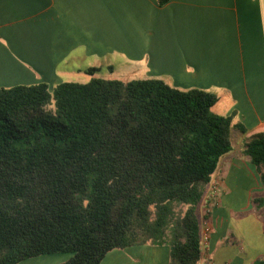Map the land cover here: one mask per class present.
<instances>
[{"label": "trees", "instance_id": "trees-1", "mask_svg": "<svg viewBox=\"0 0 264 264\" xmlns=\"http://www.w3.org/2000/svg\"><path fill=\"white\" fill-rule=\"evenodd\" d=\"M217 99L161 79L0 87V264L50 253L101 264L114 249L162 243L170 264H198L209 212L200 221L197 209L233 149ZM243 152L264 186V132ZM174 205H184L175 220Z\"/></svg>", "mask_w": 264, "mask_h": 264}, {"label": "crops", "instance_id": "crops-1", "mask_svg": "<svg viewBox=\"0 0 264 264\" xmlns=\"http://www.w3.org/2000/svg\"><path fill=\"white\" fill-rule=\"evenodd\" d=\"M117 58L141 66L142 80L161 79L216 95L213 107L225 106L215 114L232 116L234 126L246 129L232 128L237 143L232 139L233 150L221 163L231 155L233 162L250 163L244 140L264 132V0H171L163 6L157 0H0V87L45 82L53 88L80 82L82 74L91 80L104 68L112 70ZM235 164L232 173L237 168L240 174ZM249 165L258 190H264L259 172ZM239 198L227 207L211 208L219 205L217 199L208 204L205 264H252L264 258V212L256 210L240 223L233 209L240 208ZM220 219L224 225L218 232ZM240 228L245 229L241 234ZM229 231L249 240L251 255L226 240ZM170 251L162 244L114 249L101 264H170ZM70 257L50 253L17 264H60Z\"/></svg>", "mask_w": 264, "mask_h": 264}, {"label": "rangeland", "instance_id": "rangeland-1", "mask_svg": "<svg viewBox=\"0 0 264 264\" xmlns=\"http://www.w3.org/2000/svg\"><path fill=\"white\" fill-rule=\"evenodd\" d=\"M94 75H95V77H99L102 79L119 80L122 82H129V81H133V80H142L145 77L144 73H143V68L141 66L137 67L135 65L128 64L127 62H125L124 60H122L120 58H117V61L114 64V68L112 70H109L108 68H104L101 71L96 72ZM81 76H84L83 77L84 79L81 78L80 80H78L81 83L88 82L91 78L90 76H87L85 74H82ZM224 106L225 105L220 104V105H217L215 107H212L211 110L213 113H216L217 110H219V109L221 111ZM234 127L238 128L240 131H242L239 127H237V126H234ZM232 128H231V130H232ZM242 132H244V131H242ZM230 138H231V141L233 139L234 145L236 146V143H237L236 138L231 137V132H230ZM247 139H249V138H247ZM233 142H232V145H233ZM243 147H244V144H243ZM243 150H244V148H243ZM243 154H244V152H243ZM247 159L252 164V166H254L257 169V167L251 162V160L248 157H247ZM233 161H234V159H232V155L225 157L223 159L222 163L220 161L221 165L219 164L218 171L216 172V174L214 176L215 179L213 178L212 182L210 183V185L208 186V188L205 192L204 198L202 199L200 205L198 206L197 215H198L200 221H202L204 216L207 214V212L209 210V207H208L209 203L215 202V199H217L219 205H212L211 208H214L215 206L227 207V205L229 206V204H231L230 202L235 200L238 195L240 196V198H239L240 208L235 207L233 209H236V211H238L236 213H239L240 217L239 216L238 217L240 218V223H242L243 220L245 218H247L248 216H253V215L256 216V210L259 213L264 212V210L262 208L264 206L258 207L256 204H253V198H259V197L264 196V190H258V187L252 178V174L248 173V167L250 166L249 165L250 163L249 164L245 163L246 160L245 161L240 160L239 162L238 161L236 162V160H235V162H236V164H235V162H233ZM232 164H235V166L238 168L240 167V174L237 172V170H239L237 168H235V174H234V172L232 173V167H233ZM241 167H244L245 170L241 169ZM219 169H220V171H219ZM257 171H258V169H257ZM259 175H260V173H259ZM222 177H225L228 179H227V182H225L222 186H220L219 182H221ZM260 180H261V178H260ZM261 184H262V181H261ZM217 186H218V188H217ZM236 186H240V190H236ZM262 188L264 189V186ZM227 192H228V195L226 196L225 193H227ZM230 193H231V195H229ZM250 198L252 199V204H253L252 207L250 205ZM174 206H175V212H174V214H175L174 220H175L176 218L180 217L181 212L184 209V205H174ZM233 215H234V220H236V218H237L236 214L234 213ZM216 224H217L218 232L223 230L224 221L222 219L216 221ZM206 225H209L208 220L203 221V247H202L203 251H202V258L198 264H205L204 263L205 250H206V246H207L208 236H209L210 231H211V228H210V231H208L207 236L205 235L207 237V239H205L204 238V231H205L204 226H206ZM244 231H245V229L240 228V234H241V232H244ZM226 240L229 241L230 243H233V244L239 243V246L244 251V254L250 253V255H251L252 248H251V244L249 243L248 239L246 241L241 240V239L238 240L236 238V236H234L232 234V231H229V234H228ZM162 245H168L169 246V243H162ZM248 256H249V254H248ZM241 257L244 258V255H242Z\"/></svg>", "mask_w": 264, "mask_h": 264}, {"label": "built area", "instance_id": "built-area-1", "mask_svg": "<svg viewBox=\"0 0 264 264\" xmlns=\"http://www.w3.org/2000/svg\"><path fill=\"white\" fill-rule=\"evenodd\" d=\"M205 227V231H204V238L205 239H207V234H208V231H210V226L209 225H206V226H204ZM206 235V236H205ZM207 264H214V263H212V262H209V263H207Z\"/></svg>", "mask_w": 264, "mask_h": 264}]
</instances>
